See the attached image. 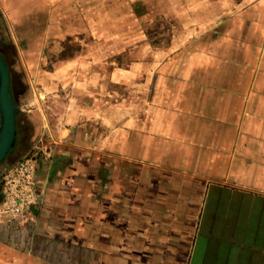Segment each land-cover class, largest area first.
<instances>
[{
  "label": "crops",
  "instance_id": "crops-1",
  "mask_svg": "<svg viewBox=\"0 0 264 264\" xmlns=\"http://www.w3.org/2000/svg\"><path fill=\"white\" fill-rule=\"evenodd\" d=\"M190 1L200 25L121 74L118 105L91 89L42 125L0 264H264V0Z\"/></svg>",
  "mask_w": 264,
  "mask_h": 264
},
{
  "label": "rangeland",
  "instance_id": "rangeland-1",
  "mask_svg": "<svg viewBox=\"0 0 264 264\" xmlns=\"http://www.w3.org/2000/svg\"><path fill=\"white\" fill-rule=\"evenodd\" d=\"M184 0H0V52L8 65L20 108L16 141L3 170L31 155L45 123L56 126L73 114L79 94L97 91L120 102L122 83L138 61L165 59L170 43L199 19L184 16ZM4 7V8H3ZM91 86V87H90ZM31 111V112H28Z\"/></svg>",
  "mask_w": 264,
  "mask_h": 264
},
{
  "label": "built area",
  "instance_id": "built-area-1",
  "mask_svg": "<svg viewBox=\"0 0 264 264\" xmlns=\"http://www.w3.org/2000/svg\"><path fill=\"white\" fill-rule=\"evenodd\" d=\"M37 158L31 155L4 169L1 179L0 224L29 223L39 204Z\"/></svg>",
  "mask_w": 264,
  "mask_h": 264
},
{
  "label": "water",
  "instance_id": "water-1",
  "mask_svg": "<svg viewBox=\"0 0 264 264\" xmlns=\"http://www.w3.org/2000/svg\"><path fill=\"white\" fill-rule=\"evenodd\" d=\"M11 92L8 66L0 54V164L16 141V115L20 112Z\"/></svg>",
  "mask_w": 264,
  "mask_h": 264
},
{
  "label": "trees",
  "instance_id": "trees-1",
  "mask_svg": "<svg viewBox=\"0 0 264 264\" xmlns=\"http://www.w3.org/2000/svg\"><path fill=\"white\" fill-rule=\"evenodd\" d=\"M0 54H1V52H0ZM2 55V54H1ZM8 66V65H7ZM9 68V67H8ZM10 80H11V77H10ZM11 85H12V80H11ZM11 92H12V89H11ZM13 94V93H12ZM18 116V115H17ZM17 116H16V119H17ZM16 124H17V120H16ZM14 148V147H13ZM13 148L8 152V154L5 156V158H4V160L6 159V157L12 152V150H13ZM3 160V161H4ZM6 168H8V167H6ZM5 168V169H6ZM4 171V170H3ZM1 198H2V196H1V189H0V201H1Z\"/></svg>",
  "mask_w": 264,
  "mask_h": 264
}]
</instances>
